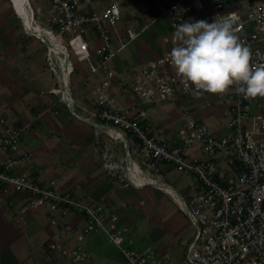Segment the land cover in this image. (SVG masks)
Instances as JSON below:
<instances>
[{
    "label": "built area",
    "instance_id": "1",
    "mask_svg": "<svg viewBox=\"0 0 264 264\" xmlns=\"http://www.w3.org/2000/svg\"><path fill=\"white\" fill-rule=\"evenodd\" d=\"M43 1L49 6V27H41L42 35L25 27L47 44V61L53 74L59 78L62 71L65 89L57 87L52 91L61 93V100L77 122L100 125L102 132L119 140L124 160L128 148V179L134 166L139 173L148 174L150 181L145 183L159 182L171 187L160 179L165 167L187 174L192 193L184 196L179 192L180 198L173 187V198L195 230L180 257L150 246L124 247L132 225L122 218L120 209H111L104 203L89 205L69 194L44 188L37 177L20 171L35 155L23 147L21 139L30 124L12 127L0 111V153L5 155L0 167L1 189L5 194L28 195V205L21 212L46 208L56 213L50 218L52 225L63 224L66 219L73 224L72 229L52 233L48 242L49 263L97 264L84 242L103 233L120 248L128 264H264V97L246 98L235 86L224 94H215L220 105L217 124L226 130L223 135L190 108L181 111L176 125L166 127L149 120L141 107V103L181 102L194 93L211 94L191 84L185 87L169 63L171 49L179 44L174 33L180 23H212L235 16L234 31L240 42L249 47L252 65L264 66V0H154L145 25L140 31L127 27L125 40L119 35L117 25L122 9L116 1L101 8L98 0ZM31 11L37 24L32 6ZM160 21L168 28L162 35V54L135 69L120 70L112 65L128 43ZM43 36L60 42L64 47L61 54ZM73 56L86 62L92 74L101 76L92 85L88 100L71 93ZM118 89L132 101L123 102L116 94ZM48 112L45 109L42 114ZM102 158L109 171L121 168L115 160L116 153L107 146ZM129 182L133 183L130 179Z\"/></svg>",
    "mask_w": 264,
    "mask_h": 264
},
{
    "label": "crops",
    "instance_id": "2",
    "mask_svg": "<svg viewBox=\"0 0 264 264\" xmlns=\"http://www.w3.org/2000/svg\"><path fill=\"white\" fill-rule=\"evenodd\" d=\"M112 1L118 2L98 0L97 3L101 8ZM150 4L137 7L135 17L120 25L121 39H128L127 27L140 31L145 25L152 10ZM46 7L49 9L48 4ZM166 29L165 22L147 28L117 54L112 65L120 70L135 69L159 56L163 52L162 35ZM79 62L80 66H76L72 61L71 93L78 99L88 100L92 85L99 82L101 76L92 74L86 62ZM61 72L59 78L53 74L47 61V44L27 31L11 0H0V111L12 127L30 124L21 139L23 147L35 154L32 162L20 171L37 177L44 188L69 194L89 205L104 203L111 209H120L122 218L132 225L126 240L135 243L134 247L171 251L186 235L179 230L180 219L176 215L169 217L172 206L165 204L163 194L156 195L162 193L158 186L125 182L120 168L109 171L104 167L102 152L108 144L106 133L89 123L77 122L61 100V93L52 91L57 87L65 89ZM116 94L125 103L132 101L119 89ZM214 98L213 93H194L181 102H170L173 113L168 116L148 103H141V107L147 111L149 120L173 127L180 118L182 110L179 108L185 105L220 133L225 128L217 124L220 105ZM45 109L49 112L43 115ZM116 155L115 160L120 164L119 154ZM4 158L0 153V167ZM146 188L150 191L147 196L144 195ZM26 205L27 194H5L0 186V264H50L48 242L52 233L73 228L69 219L52 225L50 218L56 213L46 208L21 212ZM183 216L184 222L189 223L185 213ZM101 234L87 239L88 249L90 246L102 249L107 244L108 240Z\"/></svg>",
    "mask_w": 264,
    "mask_h": 264
},
{
    "label": "clouds",
    "instance_id": "3",
    "mask_svg": "<svg viewBox=\"0 0 264 264\" xmlns=\"http://www.w3.org/2000/svg\"><path fill=\"white\" fill-rule=\"evenodd\" d=\"M236 17L208 23L186 21L175 26L169 63L185 87L224 94L233 86L246 98L264 97V66H253L249 47L240 42Z\"/></svg>",
    "mask_w": 264,
    "mask_h": 264
},
{
    "label": "rangeland",
    "instance_id": "4",
    "mask_svg": "<svg viewBox=\"0 0 264 264\" xmlns=\"http://www.w3.org/2000/svg\"><path fill=\"white\" fill-rule=\"evenodd\" d=\"M31 6L34 9V18L37 24H39L41 27H49L47 23V17H48V8L46 7V4L43 0H30ZM153 3L154 0H118V4L122 9V18L120 22L118 23V28H120V25L124 24V21H128L129 19L135 17L136 9L137 7H141L146 5V3ZM38 6L41 7L38 9ZM162 23V21L157 22L154 24V26H159ZM129 25V24H128ZM127 25V26H128ZM31 32V31H29ZM32 33V32H31ZM48 49V48H47ZM72 61L76 66H80V62L75 58L72 57ZM186 99V98H185ZM151 106L158 107L157 112H163V114H166L167 116L172 114L173 111L170 109V102L169 101H157L155 103H148ZM188 108L187 106L180 107L179 110H184ZM161 109V110H160ZM172 111V112H171ZM226 133V130H223L220 132V135H223ZM106 142L108 143L106 146L108 150L115 152L116 154H119V160L121 164V176L123 180L126 182L128 181V177L126 175L127 169H126V161L122 157L123 152V146L122 143L119 140L113 139L110 136L106 134ZM119 178V177H118ZM120 179V178H119ZM160 179H164L166 182L173 185L178 192L183 194L184 196H187V194L190 192L192 193L189 183H190V177L177 170L176 168L171 167L170 169H166L163 171V175L160 177ZM149 189L152 187H148ZM149 189L144 190V195L147 196L150 191ZM162 193L158 192L156 195L163 194V200L165 201L166 205L172 206V209H170L169 217L172 218V215L178 216L180 219L178 222L181 223V226L179 227V230L183 232L184 235L183 238H181V241H177L175 246L171 249V254L173 257L182 254L185 252L186 247L188 246L189 242L192 240L195 234V230L188 222H184V216L183 211L180 209L177 201L173 198V196L169 193H167L165 190L161 189ZM158 200V199H157ZM162 200V201H163ZM172 200V201H171ZM176 210V211H174ZM168 211V212H169ZM155 218L152 220L154 221ZM152 222V221H151ZM153 223V222H152ZM173 228V227H172ZM106 238L107 244L104 245L102 249L89 247L91 254L93 258L97 261L98 264H128L127 260L124 258L120 248L116 245H114L105 234H101ZM84 244H89V242L86 240ZM135 243L131 242L130 240H126L122 245L124 247L128 248H137L134 247Z\"/></svg>",
    "mask_w": 264,
    "mask_h": 264
},
{
    "label": "bare ground",
    "instance_id": "5",
    "mask_svg": "<svg viewBox=\"0 0 264 264\" xmlns=\"http://www.w3.org/2000/svg\"><path fill=\"white\" fill-rule=\"evenodd\" d=\"M12 6L16 13L22 18L23 24L30 29L31 31L37 33L38 35H42L41 32V26L36 24L34 22V19L32 18V11H31V6L29 5V0H11ZM51 41H48V45L57 53L61 54L62 50H64V47L60 42L55 40L53 37L51 38ZM68 71H65V77L67 76ZM67 78V77H66ZM118 133L120 132L119 130H116ZM131 173H129L130 178L132 179L133 182L137 184H144L147 181H150V178L148 174H142L139 173V168L137 166L132 167L130 170ZM158 188L165 190L167 193L171 194L172 196H176V191L173 187L162 184L157 182Z\"/></svg>",
    "mask_w": 264,
    "mask_h": 264
},
{
    "label": "water",
    "instance_id": "6",
    "mask_svg": "<svg viewBox=\"0 0 264 264\" xmlns=\"http://www.w3.org/2000/svg\"><path fill=\"white\" fill-rule=\"evenodd\" d=\"M43 37H44V39H45L46 42L49 41L48 38H46L45 36H43ZM69 61H70V60H69V57H67V58H66V64H68ZM91 125H93V124H91ZM95 126H97L98 128H102L100 125H96V124H95ZM125 152H126V154H125V159H126V162L128 163V162H129L128 148L125 149ZM129 179L132 181V179L130 178V176H129ZM145 184L154 185V186H158V185H159L157 182H148V183H145ZM177 193H178V196H179L180 198H182V195H181L179 192H177Z\"/></svg>",
    "mask_w": 264,
    "mask_h": 264
}]
</instances>
